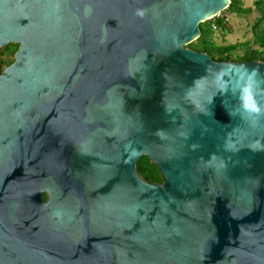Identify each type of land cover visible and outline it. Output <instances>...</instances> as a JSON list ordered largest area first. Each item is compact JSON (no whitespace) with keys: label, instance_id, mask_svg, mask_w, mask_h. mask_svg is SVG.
<instances>
[{"label":"water","instance_id":"obj_1","mask_svg":"<svg viewBox=\"0 0 264 264\" xmlns=\"http://www.w3.org/2000/svg\"><path fill=\"white\" fill-rule=\"evenodd\" d=\"M230 4L0 0V264H264V63L186 49Z\"/></svg>","mask_w":264,"mask_h":264},{"label":"rangeland","instance_id":"obj_2","mask_svg":"<svg viewBox=\"0 0 264 264\" xmlns=\"http://www.w3.org/2000/svg\"><path fill=\"white\" fill-rule=\"evenodd\" d=\"M239 1L241 5L234 11L227 10L220 15L223 19V29L213 31L211 40L207 39L205 45L213 41L218 47H232L234 51H229V54L232 55L233 60H239L243 56L264 58V10L255 5L257 0ZM7 48L11 52L4 53ZM7 48L0 50L2 69L7 68L14 61L12 52L16 49V45ZM252 51L256 52L255 55Z\"/></svg>","mask_w":264,"mask_h":264},{"label":"trees","instance_id":"obj_3","mask_svg":"<svg viewBox=\"0 0 264 264\" xmlns=\"http://www.w3.org/2000/svg\"><path fill=\"white\" fill-rule=\"evenodd\" d=\"M231 4L228 8L230 11H234L236 8H238L241 5V2L239 0H230ZM255 5L259 9L264 10V0H257L255 2ZM257 8V9H258ZM214 23L218 26L219 30L223 29V19L217 18L214 20ZM201 31V37L193 44L186 47V49H189L191 51L197 52V53H204L211 57V59L215 62L219 63H247V62H261L264 63V58H257L256 56H253L251 58H248L247 56H243L239 60H233V57L231 54H229V51H234L232 47L229 48H222L216 46L213 41L209 42L208 45L206 44V40L209 39L213 31L211 29V23H205L200 26ZM208 33V34H207ZM211 40V38H210ZM264 43V42H263ZM17 46L13 54L17 52ZM11 52V50L5 49L4 53ZM256 52L252 51V54ZM255 55V54H254ZM213 56V57H212ZM12 63H10L8 66H10ZM1 66V64H0ZM137 172L141 178H143L145 181L151 183V184H162L163 179L160 176L159 170L155 165H153L150 160L146 157H143L139 160L137 163ZM47 200V197L45 198Z\"/></svg>","mask_w":264,"mask_h":264},{"label":"built area","instance_id":"obj_4","mask_svg":"<svg viewBox=\"0 0 264 264\" xmlns=\"http://www.w3.org/2000/svg\"><path fill=\"white\" fill-rule=\"evenodd\" d=\"M217 18H220V16H218ZM217 18L208 21L207 23H211V29L212 31H219L218 26L214 23V20H216Z\"/></svg>","mask_w":264,"mask_h":264},{"label":"clouds","instance_id":"obj_5","mask_svg":"<svg viewBox=\"0 0 264 264\" xmlns=\"http://www.w3.org/2000/svg\"><path fill=\"white\" fill-rule=\"evenodd\" d=\"M140 15H143V13L141 12V13H139Z\"/></svg>","mask_w":264,"mask_h":264},{"label":"flooded vegetation","instance_id":"obj_6","mask_svg":"<svg viewBox=\"0 0 264 264\" xmlns=\"http://www.w3.org/2000/svg\"><path fill=\"white\" fill-rule=\"evenodd\" d=\"M13 63V62H12Z\"/></svg>","mask_w":264,"mask_h":264}]
</instances>
